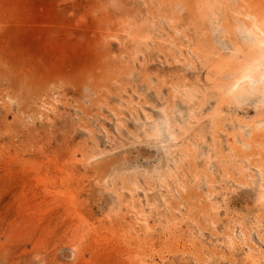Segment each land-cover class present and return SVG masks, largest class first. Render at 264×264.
<instances>
[{"label": "rangeland", "instance_id": "374dc122", "mask_svg": "<svg viewBox=\"0 0 264 264\" xmlns=\"http://www.w3.org/2000/svg\"><path fill=\"white\" fill-rule=\"evenodd\" d=\"M249 13L0 0V264H264V109L227 93Z\"/></svg>", "mask_w": 264, "mask_h": 264}, {"label": "bare ground", "instance_id": "6f19581e", "mask_svg": "<svg viewBox=\"0 0 264 264\" xmlns=\"http://www.w3.org/2000/svg\"><path fill=\"white\" fill-rule=\"evenodd\" d=\"M248 17L250 18L251 21L249 22H245L243 24L240 25V32L241 35L244 39H246V37L248 36L249 32H252L254 35L251 37V40L253 42H251V45L253 48H255L256 54H255V58L253 61H251V63H247L246 65H244V69L242 67L241 71L239 70L237 72L236 77L240 79V84L237 86L236 92L233 93L231 96L234 98H238V99H244L246 96L250 95V93H254V92H260L261 89V84L259 81V76H260V71H261V56L262 54V50L259 46V40H260V33L258 31V29L264 30V20L260 21L259 19H257V16L249 13ZM238 27V26H237ZM249 43V40L246 39ZM245 40V42H247ZM250 44V43H249ZM252 48V49H253ZM254 49V50H255ZM252 50H250L251 52ZM254 52V51H253ZM252 55V54H251ZM253 56V55H252ZM254 57V56H253ZM251 60V59H250ZM243 63V62H242ZM245 64V63H244ZM240 69V68H239ZM234 74V73H233ZM247 75L250 76L251 79H244L243 77ZM234 83V81H232V83L230 84V86H232ZM229 86V87H230ZM228 87V89H229ZM227 89V90H228ZM216 91V90H215ZM254 95V94H253ZM230 96V97H231ZM252 96V95H251ZM228 99V98H227ZM240 99V100H241ZM260 99V97H259ZM259 101V100H258ZM164 121V120H163ZM156 125V124H155ZM166 125V124H165ZM154 128V127H153ZM157 129V128H156ZM158 130V129H157ZM155 135L158 133H154ZM171 134V133H170ZM168 135V134H167ZM174 135V134H173ZM160 136V135H159ZM170 137V135H168ZM160 138H162L160 136ZM162 140V139H161ZM163 142V141H162ZM56 190V189H55Z\"/></svg>", "mask_w": 264, "mask_h": 264}, {"label": "snow or ice", "instance_id": "6c2138e0", "mask_svg": "<svg viewBox=\"0 0 264 264\" xmlns=\"http://www.w3.org/2000/svg\"><path fill=\"white\" fill-rule=\"evenodd\" d=\"M258 31L260 33L259 46L262 50V53H264V30L258 29ZM253 35L254 34L252 32H249L248 36L246 37V39H248L250 43L253 42L251 40V37ZM217 43L222 51L225 52L233 51L232 47L227 43V37L224 35L223 32H220L217 38ZM227 78L234 81L233 85L230 86L229 89L227 90V93L229 95H232L233 93L236 92L237 86L240 84V79L234 76L233 74H227ZM243 78L251 79V77L247 75H245ZM259 81L261 84L259 106L262 109H264V54H262L261 56V71H260ZM252 94L254 93H250V95ZM262 199H264V197H262Z\"/></svg>", "mask_w": 264, "mask_h": 264}]
</instances>
